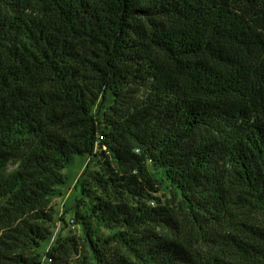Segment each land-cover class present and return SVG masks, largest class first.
<instances>
[{
  "label": "trees",
  "instance_id": "obj_1",
  "mask_svg": "<svg viewBox=\"0 0 264 264\" xmlns=\"http://www.w3.org/2000/svg\"><path fill=\"white\" fill-rule=\"evenodd\" d=\"M81 156L52 264H264V0H0V264Z\"/></svg>",
  "mask_w": 264,
  "mask_h": 264
},
{
  "label": "rangeland",
  "instance_id": "obj_2",
  "mask_svg": "<svg viewBox=\"0 0 264 264\" xmlns=\"http://www.w3.org/2000/svg\"><path fill=\"white\" fill-rule=\"evenodd\" d=\"M88 161V157L81 156L75 157L72 165L63 170V173L66 176L65 183L59 186V194L51 198V212L53 215L52 222V234L49 239L41 244L39 247V252L42 254L41 261L42 264H52L45 253L49 247L53 244L55 238L57 237H66L68 235H78L80 228L77 224L73 222L70 224L72 219V211L75 204L76 198L80 196L78 182L83 177V170ZM90 167L93 168L94 165L91 163ZM161 199L163 197L161 194H157ZM72 250L67 253L66 256H63L59 261V264H71L74 260H77V255H73Z\"/></svg>",
  "mask_w": 264,
  "mask_h": 264
},
{
  "label": "built area",
  "instance_id": "obj_3",
  "mask_svg": "<svg viewBox=\"0 0 264 264\" xmlns=\"http://www.w3.org/2000/svg\"><path fill=\"white\" fill-rule=\"evenodd\" d=\"M70 224H71V225L73 224L72 220H70Z\"/></svg>",
  "mask_w": 264,
  "mask_h": 264
}]
</instances>
